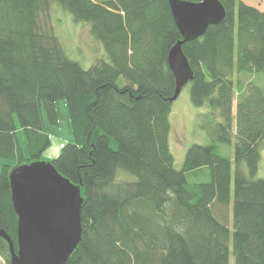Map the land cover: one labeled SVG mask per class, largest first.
I'll return each mask as SVG.
<instances>
[{
    "label": "trees",
    "instance_id": "1",
    "mask_svg": "<svg viewBox=\"0 0 264 264\" xmlns=\"http://www.w3.org/2000/svg\"><path fill=\"white\" fill-rule=\"evenodd\" d=\"M220 1L224 21L182 46L194 72L191 102L219 119L215 138L189 146L177 168L167 57L183 36L169 0H0V230L15 250L9 173L46 159L81 185L82 239L66 264H230L231 254L233 264H264L262 89L249 81L233 112L234 74L264 73V10ZM54 3L90 25L108 60L85 68L66 54L49 20ZM59 99L74 139L48 158ZM234 136L233 158L221 154ZM187 172L209 179L190 183ZM0 256L11 264L3 236Z\"/></svg>",
    "mask_w": 264,
    "mask_h": 264
},
{
    "label": "water",
    "instance_id": "2",
    "mask_svg": "<svg viewBox=\"0 0 264 264\" xmlns=\"http://www.w3.org/2000/svg\"><path fill=\"white\" fill-rule=\"evenodd\" d=\"M169 5L183 36L167 57L175 77V92L170 98L174 101L194 75L183 43L202 36L210 24L223 22L226 8L220 0H169ZM9 179L18 217L17 250L5 230H0V236L10 244L11 264H66L82 239L81 185L46 159L14 166Z\"/></svg>",
    "mask_w": 264,
    "mask_h": 264
},
{
    "label": "rangeland",
    "instance_id": "3",
    "mask_svg": "<svg viewBox=\"0 0 264 264\" xmlns=\"http://www.w3.org/2000/svg\"><path fill=\"white\" fill-rule=\"evenodd\" d=\"M247 4L253 5L264 10V0H242ZM56 35L59 37L66 54L73 60L78 61L83 67L88 68L100 59L108 60V54L102 43L90 33V25L85 22H76L72 14L57 3L53 4L52 12L49 16ZM234 99L233 112L236 113L237 102L245 91L246 84L252 81L259 86L264 93V73H238L233 76ZM240 81V82H239ZM122 82V81H121ZM191 83L187 82L178 98L172 101L169 119L171 131L169 136L170 149L175 158V166L181 168L185 154L189 146L194 143L209 144L214 141L216 123L219 119L214 118L208 107L194 106L190 98ZM59 124L51 125L47 122L48 132L55 137L65 141H73L74 134L70 122L67 102L65 99L56 101ZM214 112L215 117L217 113ZM20 141L26 146L25 137L22 130H19ZM55 140V141H56ZM236 137L232 138L231 143H220L218 151L233 158ZM262 160L260 162L258 175L264 177V147L261 148ZM45 157H47L44 154ZM49 158V157H48ZM5 160L0 158V169ZM119 178H131L125 173H120ZM190 183L207 181L208 173L187 172ZM234 256L231 254L230 264H233ZM0 264H8L7 260L0 256Z\"/></svg>",
    "mask_w": 264,
    "mask_h": 264
},
{
    "label": "crops",
    "instance_id": "4",
    "mask_svg": "<svg viewBox=\"0 0 264 264\" xmlns=\"http://www.w3.org/2000/svg\"><path fill=\"white\" fill-rule=\"evenodd\" d=\"M51 138H52L51 145L44 153L49 158L56 157L60 153L63 144L66 142L65 140H61V139L56 140L53 135L51 136Z\"/></svg>",
    "mask_w": 264,
    "mask_h": 264
}]
</instances>
